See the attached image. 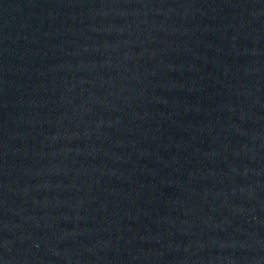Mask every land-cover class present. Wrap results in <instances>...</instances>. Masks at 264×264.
Instances as JSON below:
<instances>
[{
    "label": "water",
    "instance_id": "95a60500",
    "mask_svg": "<svg viewBox=\"0 0 264 264\" xmlns=\"http://www.w3.org/2000/svg\"><path fill=\"white\" fill-rule=\"evenodd\" d=\"M0 264H264V0H0Z\"/></svg>",
    "mask_w": 264,
    "mask_h": 264
}]
</instances>
